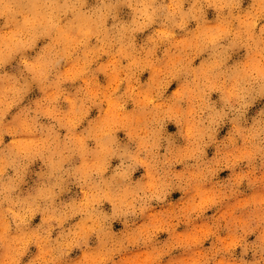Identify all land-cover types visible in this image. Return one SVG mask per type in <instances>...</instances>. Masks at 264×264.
<instances>
[{
  "label": "clouds",
  "instance_id": "obj_1",
  "mask_svg": "<svg viewBox=\"0 0 264 264\" xmlns=\"http://www.w3.org/2000/svg\"><path fill=\"white\" fill-rule=\"evenodd\" d=\"M141 256L264 264V0H0V264Z\"/></svg>",
  "mask_w": 264,
  "mask_h": 264
},
{
  "label": "rangeland",
  "instance_id": "obj_2",
  "mask_svg": "<svg viewBox=\"0 0 264 264\" xmlns=\"http://www.w3.org/2000/svg\"><path fill=\"white\" fill-rule=\"evenodd\" d=\"M146 78H147V73L144 74V76L142 77V79H146ZM101 80H103V77H101ZM172 87L174 88L175 87V84H173ZM35 95H38V93H34L33 94V96H35ZM213 98H216V95L215 94H214ZM93 115H95V111H93ZM169 130L170 131H175V125L174 124H170L169 125ZM226 130H227V128L222 129L220 135L223 136L224 134H226ZM119 135L123 136V133H120ZM212 152H213V149H209V155H211ZM113 163L114 164L115 163H118V161H114ZM140 172H142V169L140 171H138L136 175L138 176L140 174ZM228 174L229 173L227 171L222 172L220 174V178H225V177H227ZM179 195H180L179 192H175V193H173V196L171 197V199L175 200V199H177L179 197ZM108 207H109L108 205H105V208L106 209ZM208 214L209 215L211 214V210H210V212ZM38 220H39V217H37V219H36V221H34V223L38 222ZM114 227H115V229L119 230L122 227V225H120L119 223H116ZM182 228H183V226H181V229L180 230H183ZM165 235L166 234H161V237L160 238L161 239L166 238ZM205 246H208L207 242H206V245ZM33 251H35V249H33ZM142 262H143V256H141L139 260L135 261L134 264H142Z\"/></svg>",
  "mask_w": 264,
  "mask_h": 264
}]
</instances>
